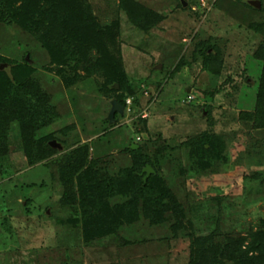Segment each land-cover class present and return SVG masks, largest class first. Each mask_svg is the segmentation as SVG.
I'll use <instances>...</instances> for the list:
<instances>
[{
    "label": "rangeland",
    "instance_id": "374dc122",
    "mask_svg": "<svg viewBox=\"0 0 264 264\" xmlns=\"http://www.w3.org/2000/svg\"><path fill=\"white\" fill-rule=\"evenodd\" d=\"M90 2L102 22L120 21L117 41L109 50L119 55L135 93L129 109L127 98L123 114L112 123L107 119L115 99L99 94L97 77L63 88L55 74L42 70L48 55L39 42L0 25V54L20 60L28 53L50 94L58 117L47 133L68 126L60 138L66 149L88 145V158L110 175L130 165L127 148L139 145L157 160L156 170L186 210L194 201L221 195L227 197L224 204L234 202L231 217H242L241 227L256 224L257 217L264 216V187L257 192L259 182L244 178L264 176V129H253L247 116L253 113L257 93L259 55L264 57V31L250 26L264 24V0H182L186 6L181 0H139L163 18L148 32L117 13V0ZM204 41L214 44L223 59L220 75L202 68L200 47L195 45ZM180 60L184 65L176 70ZM2 70H8L7 65ZM226 79L229 82L208 99L204 92ZM206 104L213 106L211 123L225 138L228 160L200 173L177 148L209 127ZM59 156L29 165L18 133L12 131L8 159L0 163V264H188L190 239H174L163 226L140 221L86 244L79 227L61 224L71 210L59 203L62 187L54 163ZM189 218L186 213L182 223Z\"/></svg>",
    "mask_w": 264,
    "mask_h": 264
},
{
    "label": "trees",
    "instance_id": "16d2710c",
    "mask_svg": "<svg viewBox=\"0 0 264 264\" xmlns=\"http://www.w3.org/2000/svg\"><path fill=\"white\" fill-rule=\"evenodd\" d=\"M116 5L117 13H124L129 22L143 32L163 19L139 0H117ZM0 25L26 33L39 42L48 55L47 65L42 70L55 74L63 88L70 89L95 76L99 79L95 82L97 91L110 100L115 99L125 106V100L134 97L132 80L127 77L119 55L109 50L117 41L120 21L116 18L102 22L90 0H0ZM250 28L261 32L264 24H252ZM195 46L200 47L197 51L202 68L212 75H220L224 63L217 47L209 41ZM259 56L262 65L253 113L247 114L253 129L257 130L264 129L263 53ZM30 60L28 53L20 60L0 54V66L8 67V70L0 69V163L8 159L13 130L18 133L29 165L59 153L54 161L62 187L59 203L71 210L61 224L79 227L84 243L90 244L117 234L125 225L146 221L152 227H166L174 239H190L188 264H264V216H258L256 224L241 227L242 217H231L234 202L224 204L227 197L221 195L194 201L186 210L159 175L157 160L143 153L141 146L127 148L130 165L110 175L106 169L97 168L96 160L88 158V145L66 149L65 141L60 138L68 132V126L57 133H47L58 114L50 102V94L40 82L39 71ZM183 65L184 61L180 60L176 70ZM228 80L204 94L213 99ZM137 101L135 98L134 102ZM212 107L209 104L203 107L209 127L184 140L177 148L183 151L190 168L200 173L213 171L228 160L225 138L211 123ZM117 115L114 114V120ZM51 141L62 145L64 151L60 153L52 148ZM146 166L154 172L144 179L142 170ZM244 180L258 181L257 192L264 187V176L260 174L253 173ZM249 195L248 192L242 200H247ZM211 202L213 205H208ZM28 204L29 201L26 208ZM186 213L190 218L183 224Z\"/></svg>",
    "mask_w": 264,
    "mask_h": 264
},
{
    "label": "water",
    "instance_id": "95a60500",
    "mask_svg": "<svg viewBox=\"0 0 264 264\" xmlns=\"http://www.w3.org/2000/svg\"><path fill=\"white\" fill-rule=\"evenodd\" d=\"M181 2H182V0H181ZM182 3L184 6H186V4L184 2H182ZM250 4L255 6L256 8L260 7V2H258V1H251ZM3 67H4V65H1L0 69H2ZM110 105H111V109H110V112L108 114V120L110 121V123H112L114 121L113 117H114L115 113L123 114V106H121L120 103L117 102L116 100H112ZM49 145L54 149H58V150L63 149V147L59 143H57L56 141L49 142ZM132 148L136 149L137 146H132ZM142 171L145 173L144 179H146L153 170L150 166H146Z\"/></svg>",
    "mask_w": 264,
    "mask_h": 264
},
{
    "label": "built area",
    "instance_id": "2783aa9c",
    "mask_svg": "<svg viewBox=\"0 0 264 264\" xmlns=\"http://www.w3.org/2000/svg\"><path fill=\"white\" fill-rule=\"evenodd\" d=\"M131 102H130V98L129 99H127V101H126V104H127V109H129V104H130ZM137 140H139V138L137 137Z\"/></svg>",
    "mask_w": 264,
    "mask_h": 264
},
{
    "label": "flooded vegetation",
    "instance_id": "af4514ba",
    "mask_svg": "<svg viewBox=\"0 0 264 264\" xmlns=\"http://www.w3.org/2000/svg\"><path fill=\"white\" fill-rule=\"evenodd\" d=\"M121 105V104H120ZM122 106V105H121ZM123 112H124V106H123ZM118 114V113H117Z\"/></svg>",
    "mask_w": 264,
    "mask_h": 264
}]
</instances>
